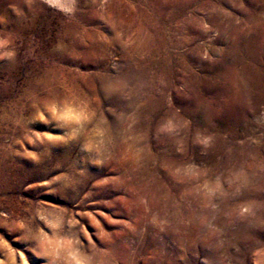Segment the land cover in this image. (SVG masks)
<instances>
[{
	"label": "rangeland",
	"instance_id": "rangeland-1",
	"mask_svg": "<svg viewBox=\"0 0 264 264\" xmlns=\"http://www.w3.org/2000/svg\"><path fill=\"white\" fill-rule=\"evenodd\" d=\"M67 1L0 0V264H264V0Z\"/></svg>",
	"mask_w": 264,
	"mask_h": 264
},
{
	"label": "clouds",
	"instance_id": "clouds-1",
	"mask_svg": "<svg viewBox=\"0 0 264 264\" xmlns=\"http://www.w3.org/2000/svg\"><path fill=\"white\" fill-rule=\"evenodd\" d=\"M9 45H10V39L8 37L0 36V58H10L14 55V53L12 51L4 50V49L8 48ZM78 119H80L79 116H78L77 120ZM167 127L169 129H171V127H172L171 122H169ZM75 264H81V260L77 259L75 261Z\"/></svg>",
	"mask_w": 264,
	"mask_h": 264
},
{
	"label": "bare ground",
	"instance_id": "bare-ground-1",
	"mask_svg": "<svg viewBox=\"0 0 264 264\" xmlns=\"http://www.w3.org/2000/svg\"><path fill=\"white\" fill-rule=\"evenodd\" d=\"M47 3L49 4H52V5H56L58 6L59 8H62V9H67L68 8V1L67 0H45ZM205 105H209L210 106V103L208 102H204Z\"/></svg>",
	"mask_w": 264,
	"mask_h": 264
},
{
	"label": "snow or ice",
	"instance_id": "snow-or-ice-1",
	"mask_svg": "<svg viewBox=\"0 0 264 264\" xmlns=\"http://www.w3.org/2000/svg\"><path fill=\"white\" fill-rule=\"evenodd\" d=\"M66 117H67L69 120H77L78 115H72L71 112L69 111L68 113H66Z\"/></svg>",
	"mask_w": 264,
	"mask_h": 264
}]
</instances>
